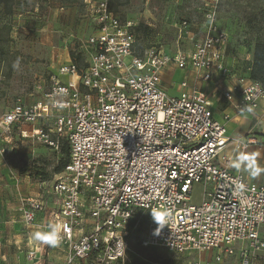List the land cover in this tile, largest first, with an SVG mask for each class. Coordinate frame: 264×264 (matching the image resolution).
Returning a JSON list of instances; mask_svg holds the SVG:
<instances>
[{
  "label": "built area",
  "instance_id": "1",
  "mask_svg": "<svg viewBox=\"0 0 264 264\" xmlns=\"http://www.w3.org/2000/svg\"><path fill=\"white\" fill-rule=\"evenodd\" d=\"M83 3L95 25L79 45L83 67L62 63L48 83L37 84L33 103L18 98L0 115V155L15 148V134L58 153L63 140L69 144L65 169L42 183L55 199L53 222L67 226L63 241L53 247L54 264L129 262L130 236L145 216L150 221L144 247L213 254L189 264H264V183L233 171L223 155L233 145L244 157L257 141L230 137L211 103L228 102L234 114L225 113L226 122L255 116L264 87L237 77L227 65L229 35L218 22L220 0H202L204 20L198 26L179 24L173 52L157 46L138 51L136 22L123 20L111 0ZM177 70L185 76L172 96L164 77ZM232 79L235 85L222 92L200 86ZM196 185L203 195L193 204ZM45 207L43 196H28L17 213L30 229ZM155 208L170 211L162 230L151 215ZM28 258L40 260L35 252Z\"/></svg>",
  "mask_w": 264,
  "mask_h": 264
},
{
  "label": "rangeland",
  "instance_id": "2",
  "mask_svg": "<svg viewBox=\"0 0 264 264\" xmlns=\"http://www.w3.org/2000/svg\"><path fill=\"white\" fill-rule=\"evenodd\" d=\"M117 1L120 17L136 22L140 52L151 46L173 52L178 46L179 24L188 20L198 26L204 20L202 0ZM63 5L65 9L62 11L59 8ZM86 7L83 0H15L12 14H8L0 4V115L8 111L18 98L28 103L38 98L37 84L40 81L48 83L51 70L55 73L59 65L66 63L69 52L65 47L68 43L63 39L72 33L81 35L74 36L78 40H73L69 46V51L77 53L90 31ZM20 14L25 15L21 17ZM218 21L228 32L230 51L236 54L242 46L254 42L259 32L264 33V0H220ZM196 35L200 37L198 30ZM181 81L177 75L173 85L178 87ZM168 94L178 93L168 89ZM211 103L214 106L215 99ZM47 123L52 126L51 122ZM14 146L8 147L5 155H0V264H35L28 258L31 252L40 259L36 264H54L56 250L52 246H38L32 239L33 248H28V237L31 238L28 229L17 215H13L21 199L39 195L44 189L42 183L54 177L63 154L31 139L16 138ZM24 167L32 170L23 174ZM35 168L45 174L46 181L37 176ZM202 195V185H196L193 204L200 203ZM54 211L49 197L38 222H53ZM149 221L148 216L141 218L138 230L130 236L129 262L124 264H189L199 256L203 261L212 258V253L179 255L164 248L144 247L142 242ZM47 258L51 262L46 261Z\"/></svg>",
  "mask_w": 264,
  "mask_h": 264
},
{
  "label": "crops",
  "instance_id": "3",
  "mask_svg": "<svg viewBox=\"0 0 264 264\" xmlns=\"http://www.w3.org/2000/svg\"><path fill=\"white\" fill-rule=\"evenodd\" d=\"M86 8H87V13H88V7H86ZM59 9L63 11L65 9V6L63 5ZM86 21H87V25L90 28L89 35L87 36V38H88L89 36H91L95 32V25L89 19L88 14H87ZM27 28H28V26H27ZM78 34H76L77 37L78 36L81 37V35H78ZM76 35L72 33L71 35L64 37L66 39H63V41L68 43V45L65 48H67V51L69 52L68 57L66 55L65 62L71 61L69 46L72 44L73 40H78L76 37H74ZM254 49H255V42H252L251 44H249V46H242V48L236 54H233L230 51V47H228L227 65L232 70L237 71V74H238L237 77L242 76L246 79H250L252 66H253ZM177 75L178 76L180 75L181 79H183V77L185 76V73L181 70H177V71H175V73H167L164 77L165 85L167 86L168 89L174 90L175 94L179 93V87H176L177 84L173 85L174 79L177 77ZM235 81H236V79L221 81L216 85L217 80H215L214 82H212L210 84L200 83V86H201L202 90H204L208 93H213L216 90V88H219L220 92H222L224 90L231 89V87L235 85ZM214 99H215V103L213 106V110H214L215 118L219 122L224 123L226 125L227 132H228V135L230 137H232L233 139H239V140H244V141L247 139H254L255 141H257L256 144H253L252 146L249 147V149L245 152L244 157H247L248 159L254 158L257 165L261 168V171L256 176H252L249 174V171L246 168V163H241V166L239 169L237 167H235V164H236L239 156H237V154H235L234 146L229 145L227 147V149L225 150V152L227 153L226 154L227 157H229L231 159L230 166H231L232 170L233 171H241L244 174V176L250 182H253L256 184L264 183V101L261 102L259 110H258L257 114H255V116H236V117H233V119L231 121L226 122L224 120V114L228 113V114L232 115V114H234V112L232 111V109L230 108V106L226 100L219 101L217 98H214ZM26 103L31 104L28 102H26ZM15 137L18 138V134L17 135L15 134ZM38 196L44 197L46 205H47V201L49 200V197H51L52 204L54 205V209H55V207H56L55 203H54L55 199L53 196H51L48 193L47 189H45V188L42 189V191L39 193V195L33 196V197H38ZM15 215H17L18 219L21 221L20 216L17 213V208H16V212H14L13 216H15ZM42 216H43V214H40L37 217V220L35 221V225L32 228H30V229L27 228L28 229L27 232L29 233V235L31 232L36 230L37 225H41V224L44 225L45 224L42 222H38V219L41 218ZM13 221L15 222V218H13ZM261 236L264 239V232H262ZM28 241H29V243H27L28 248H30V249L33 248V244H31V238L28 237ZM47 254L49 256V253H47ZM46 261L51 262V260H48V258L46 259Z\"/></svg>",
  "mask_w": 264,
  "mask_h": 264
},
{
  "label": "trees",
  "instance_id": "4",
  "mask_svg": "<svg viewBox=\"0 0 264 264\" xmlns=\"http://www.w3.org/2000/svg\"><path fill=\"white\" fill-rule=\"evenodd\" d=\"M117 3H118L117 0H111V9L114 10L117 14H119L117 11ZM0 4H2L5 7L6 12L8 14H12L14 10L15 0H0ZM23 15L20 14L21 17H23ZM123 20H127V19H123ZM136 30H137V25L134 28L135 35H136ZM254 42H255V49H254V55H253L254 56L253 66H252L250 80L260 83L264 87V33L261 34L259 32ZM70 57H71L72 63L78 65L79 67H83L84 56L82 55V52L80 51V49H78L77 53L75 51H70ZM234 73L238 75L236 70H234ZM53 74H54V71L51 70L48 80ZM69 150H70V147L67 141L64 144L61 143L60 153L63 154V158L60 160L59 166L55 169V174L62 172L65 169L66 165L68 164V157H69V152H70ZM31 170L32 169L30 167H24L21 171L24 174ZM35 170L37 171V176H41L43 181L47 180V177L45 176V174L41 173L42 171L41 172L38 171L37 168H35ZM83 264H90V263L85 262Z\"/></svg>",
  "mask_w": 264,
  "mask_h": 264
},
{
  "label": "clouds",
  "instance_id": "5",
  "mask_svg": "<svg viewBox=\"0 0 264 264\" xmlns=\"http://www.w3.org/2000/svg\"><path fill=\"white\" fill-rule=\"evenodd\" d=\"M214 14H210L209 22H211ZM241 163H246V168L249 171V174L256 176L261 168L257 165L255 159H248L247 157H239L235 167L238 169L241 166ZM151 215L156 224L159 225V230H162L168 224V219L170 218V211L164 208H155L151 210ZM67 231V226L56 220L55 222H49L47 226L37 225L36 230L30 233L32 240L37 242V245H46L57 247L61 244L64 239V233Z\"/></svg>",
  "mask_w": 264,
  "mask_h": 264
}]
</instances>
